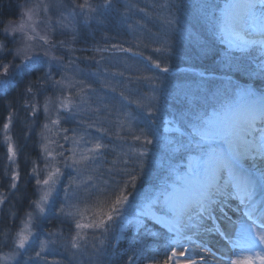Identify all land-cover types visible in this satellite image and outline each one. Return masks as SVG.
<instances>
[{
    "label": "snow or ice",
    "instance_id": "6c2138e0",
    "mask_svg": "<svg viewBox=\"0 0 264 264\" xmlns=\"http://www.w3.org/2000/svg\"><path fill=\"white\" fill-rule=\"evenodd\" d=\"M191 2L163 0L154 3L150 13L148 6L130 0H25L19 22L9 19L4 25L0 55L10 53L20 63L0 61V92L7 90L13 76L40 73L25 89L30 98L25 105L32 118L42 111L44 122L37 133L43 167L34 161L31 170L37 198L29 204L32 211L25 214L23 227L10 237L13 250L0 254V264H21L17 257L39 238L33 229H39L46 212L71 227L67 235L47 232L48 239L40 241L41 251L34 255L45 264L43 249L60 246L74 258L89 246L86 233L92 234L90 247L96 256L107 248L115 251L111 240L122 239L129 226L145 238H162L165 259L147 255L151 245L134 239L126 264H264V87L255 86V81H264V0H195L197 18L208 36L203 41L200 32L184 28L177 16ZM135 14L158 23L149 38L156 45L152 52L161 56L173 54V34L195 42L203 56L212 53L215 41L221 46L216 55L222 74L197 71L195 87L178 86L184 106L171 119L164 113L172 96L165 75L172 68L162 67L160 59L133 47L106 44L93 49L99 59L86 58L96 64L94 69L76 62L78 49L73 45L81 28L103 26L111 17L133 33L136 48L147 50L149 45L136 35L146 25L139 20L128 23ZM37 21L43 34L37 31ZM58 33H70L71 39L56 40ZM10 42L15 47L10 49ZM59 49L73 55L66 60L55 54ZM106 53H131L133 64L147 63L127 68L140 74L125 78L124 71L106 66L114 60ZM153 67L160 74H146ZM237 74L250 82L241 83L234 78ZM89 81L112 93L123 89L118 104L106 103L109 98L98 96ZM49 88L51 95L41 106L38 97ZM12 120L10 113L3 124L5 141L11 140L7 133ZM104 123L115 127L122 149L111 161L115 144L105 139L113 132ZM161 142L167 164L155 174L151 188L137 192L149 146ZM7 155L15 164L17 150L10 142ZM10 178V188L18 190L19 173L13 170ZM129 186L133 191H127ZM6 202L7 196L0 193V205ZM113 225H119L114 237ZM3 236L7 240L9 233Z\"/></svg>",
    "mask_w": 264,
    "mask_h": 264
},
{
    "label": "rangeland",
    "instance_id": "374dc122",
    "mask_svg": "<svg viewBox=\"0 0 264 264\" xmlns=\"http://www.w3.org/2000/svg\"><path fill=\"white\" fill-rule=\"evenodd\" d=\"M130 2L138 4L139 7L141 8L148 6L149 12L151 13L153 11L151 6L154 3H163V0H130ZM24 3H25V0H5L3 2L5 6V10H7L5 11L7 12V16L5 18H0V31H2L4 25L8 22L9 19H13L16 22H19L20 13H21L20 5ZM0 5H2V1L0 2ZM196 7H197V4L195 0H192L191 4L186 6L182 10V12L177 14V16H178L179 21L184 26V28L190 31H193V32H200L201 39L203 41V40L208 39V36L205 34L204 28L201 22L197 18ZM133 20L142 21V23L146 25V28L138 30L136 35L141 36V42L143 44L149 45L147 50H145L143 47L136 48L137 40L135 36L133 35V33L127 29L126 25L122 23L118 17H111L104 23L103 26H97L95 23H93L89 26H84L81 28L77 41L73 45L74 48L78 49V51L74 53V56L79 58L76 61L77 64L81 68H84V69H89V68L94 69L96 67V64L91 59H86V58L93 57L94 55L96 56V59H99L100 54L94 53L93 51L94 47L96 46L103 47L106 44L109 46L111 44H122V46L125 48L133 47L134 51H144L145 56L152 55L153 59H160L162 61V67L164 66V64H168L172 68V72L165 75V80H166V83H168L169 88H179L178 86L185 85V84L195 87L196 83L199 80V77L196 75V72L202 71L200 68L191 65L195 62H198V57L190 55V52L193 53V51H195V54H196V51H197L200 54L199 49L197 45L195 44V42L190 41L188 39H184L178 34H173L171 36L172 45H173V54L170 56L168 55L161 56V54L152 52V48H154L156 45L152 44L151 39L149 38L150 33H154L158 30V23L154 19H151V22H149V18H145L143 14H135L132 17V20L128 21V23H132ZM37 25H38L37 31H40L41 34H43V25L39 24V21H37ZM54 38L56 40H70L71 34L69 33L66 35H61L58 33L56 34ZM0 39H3V37L0 36ZM13 47H15V44L10 42L9 48L11 49ZM220 47L221 46L219 42L215 41L213 43L212 49H214L216 52H219ZM55 54L63 55L66 60L69 58L70 55H73L72 53H69L64 49L57 50ZM105 55L106 56L112 55L114 57L113 62L106 65L107 67H109L110 71H114V72L124 71L125 78H128L130 76L134 78L135 76L140 74L134 70L126 71L127 68L129 67H131L132 69H135L136 67L142 68L143 64L147 63L146 61H144L139 65L133 64L130 59L132 56L131 53H127V54L125 53H114V54L106 53ZM252 55H258V53L253 52ZM126 56L129 59L127 61H124V57ZM116 59H119L122 62L117 63ZM0 61H3L4 63H12V64L20 63V60L13 59V56L10 53L0 55ZM176 62L177 63L180 62L178 63L179 65H175L174 63ZM184 62H189L190 65H186L184 64ZM212 62H211L212 65H214L217 68H220V65L218 63V57L214 58ZM177 72L179 73L180 72L181 73L191 72V73H194L195 76L192 74L190 76L188 75L187 78L184 75H180L178 77L172 76L174 73H177ZM146 74L158 75L160 73H159V70H155L153 67V70L147 72ZM22 76H25V75L13 76L12 83L8 85L7 90L17 85L16 83H18L19 78ZM78 78L82 79L84 77H78ZM108 79H111V78L109 77ZM89 82L93 83V87L97 89L98 96H107L109 98L108 100L105 101L106 103L111 101L112 103L118 104L119 91L123 89L118 88L115 93H112L110 89H102L101 85L98 83H95L94 81H89ZM240 82L249 83L250 81L246 80V81H240ZM256 82L257 83H255V86L257 88L264 87V81L257 80ZM129 87L131 88L132 85H129ZM51 92L52 90L50 88L43 92L44 94L41 97L42 98L41 101L39 102L41 106L43 105L45 96L51 95ZM125 94L126 95L128 94L127 91L125 92ZM173 97H175L174 94H172L171 98ZM95 98L96 97H93V99ZM162 103H163V100L161 101V104ZM92 107H96V105L93 104ZM38 115H39V119L34 118L35 123L33 124V119H31L32 117H31V112H30L27 118V122H28V125H30L31 127L28 125L24 126V129L26 130V133L28 134L29 129L36 127L35 124H38L37 130L33 129L35 130L34 132L36 134L37 141H39V136L37 135V133L40 131V125L44 122L43 112L41 111ZM103 116H104V113H101L100 117H103ZM167 117L169 119L173 118V117H170L169 115H167ZM7 119H8V116L4 123L7 122ZM111 119L115 120V116L113 115ZM12 124H13V120H12ZM12 124L10 125V130L7 133V135L11 137L10 141H5L4 139L5 133L3 130V125L1 127V135H2V139L4 142L5 149H6V162L4 164V173L2 174V178L4 177L6 178V180L2 182V178H0V193H3L7 196V202L0 205V222L5 219V224L0 223V254L8 253L13 250L12 240L10 237L11 235H14L16 232H18L23 227L22 221L26 219L25 214L27 212L32 211V209L29 208V204L31 203V201L37 198L34 195L32 198L31 197L27 198L25 203L22 205L20 209V213L16 214L15 212L11 211V208H9L10 207L9 205L13 203V199H14V195L11 198L10 194L11 193L15 194V189L10 188V185L12 183L10 177H11V172L13 170L16 171V161H15V164H11V162L8 160L7 144L9 142L12 143L13 147L16 148L17 150V142L15 138H13L14 134H12L11 132ZM65 126H69V125H65ZM102 126L109 128L113 132V136L105 139L106 143L115 144V151L110 153L108 156L109 161H111L112 159H115L117 157V154L122 149H121L119 141L116 140L115 135H114L115 127L108 123H104ZM140 127H144V125L141 124ZM93 134L94 135L96 134L95 131L93 132ZM149 149H150V153L145 160V164L146 166L150 164L149 166L150 168L148 169L151 170V173L153 172L157 173L161 170L162 167L166 166L167 156L162 150V142L160 145H150ZM37 152H38V157L35 160V162L40 164L41 167H43V163L39 159V156H40L39 147H37ZM8 170L11 171L10 175L6 174ZM142 177L144 176H141L140 179L137 181V189H136L137 192L147 191L155 183V175L151 176L150 178H147V177L142 178ZM31 186H32V192H33L35 188L34 179H33V184H31ZM127 191L129 192L133 191L131 186H129ZM58 206H59V202L57 204V207ZM4 209H5V213L3 215ZM45 215L47 216V218L44 219L42 217L39 221V224H40L39 229H33L34 231L39 232V238L34 243H32L31 248H29L27 253H25L23 256L17 257V259L21 261V264H24L25 261H27V264H45V260L36 261L34 254L36 251H41L40 241L48 239L46 233L55 232V231H63L66 235L69 233V229L71 227L69 224L61 223V221L56 219L54 213L48 214L46 212ZM129 227H132V234L136 236L135 240H137L138 242L140 240H143L148 245H151V242L148 241V239L151 237L145 238L142 235H137L135 232L134 226H129ZM113 228L115 230L112 234L114 237L116 234H118L119 225H113ZM5 231L9 233V238L7 240H5L3 236V233ZM52 239H56V237L53 236ZM86 240L89 246L82 249L81 252H78L74 258H72L70 256V253L65 252L64 248L60 246H57L54 251L51 250L50 247L43 249L42 252L47 261V264H57V262H59V264H103L102 261H105L106 259L110 258V255L113 253L112 248H107L105 253L98 257L94 254V250L90 247L91 243L93 242L91 233H86ZM96 242L98 244V241ZM116 242L117 241L114 238L111 240V243L114 245H116ZM5 245H9V246H5ZM28 257H32L33 259L31 261H28ZM13 264H15V262H13Z\"/></svg>",
    "mask_w": 264,
    "mask_h": 264
},
{
    "label": "trees",
    "instance_id": "16d2710c",
    "mask_svg": "<svg viewBox=\"0 0 264 264\" xmlns=\"http://www.w3.org/2000/svg\"><path fill=\"white\" fill-rule=\"evenodd\" d=\"M2 1V5H0V18H5L7 16V10H5V6ZM216 51L212 49V53H210L207 56H203L199 54L196 51H193V53L190 52V55L197 56L198 62H195L191 65L200 68L203 70H208L209 72H213L215 74H222L221 69L215 67L211 64L214 58L217 57ZM180 63V62H178ZM177 62L174 63L175 65H179ZM189 62H184L186 65H190ZM213 63V62H212ZM194 75V73L191 72H183V73H174L172 76L178 77L180 75L188 77V75ZM40 75V73H31L25 76H22L19 78L17 85L9 88L6 92H0V178H2V174L4 173V164L6 162V149L4 146V142L1 135V127L4 124L7 116H9L10 113L13 114V124L11 126V132L14 134V137L17 142V157H16V171L20 175V179L17 181L18 190L15 189V194L11 193V198L14 195L13 203L10 204L9 208H11V211L17 213H20V209L22 205L25 203L26 199L29 197H33L32 192V186L33 184V178L31 175V170L33 167V162L38 157L37 147H38V141L35 134V130H37L38 124H35L36 127L30 128L28 131V134L26 133V130L24 129V126L28 125L27 118L29 116V113L31 112L30 109L27 108L25 105V101L30 99L28 96L25 95V89L28 86L30 81H36L37 77ZM193 76V77H194ZM236 79L240 81H246L247 78H245L242 74H237L235 76ZM246 79V80H245ZM255 83H257L255 81ZM259 86V85H258ZM170 91L172 94L175 95L173 98L168 99V105L169 108L167 112L164 113V116L169 115L170 117H173L175 113L179 112L184 104L183 99L181 96H179L177 93L179 91V88H170ZM43 92L39 95L38 100L41 101V97L43 96ZM163 116L160 117L162 120ZM34 119V118H31ZM35 119H39V115L35 117ZM31 123V122H29ZM30 126V125H28ZM150 164H148L146 167V173L143 175L142 178H150L151 176L155 175L156 172L148 173L147 170ZM10 170L6 172V174L10 175ZM149 175V176H148ZM8 177V176H7ZM6 178H2V182L5 181ZM148 181V180H146ZM5 213V209L3 210V215ZM1 224H5V219L0 222ZM135 235L132 234V227H128L125 230L124 237L120 239L118 242H116V248L115 251L110 255V258L106 259L105 261H102L103 264H126L128 260V256L131 255V251L129 250L130 243L132 239H135ZM149 242H151V248L149 249L147 255L155 254L156 259L163 260L165 259L164 255V248H163V239L162 238H149ZM154 249V250H153ZM140 264H143L141 261Z\"/></svg>",
    "mask_w": 264,
    "mask_h": 264
}]
</instances>
